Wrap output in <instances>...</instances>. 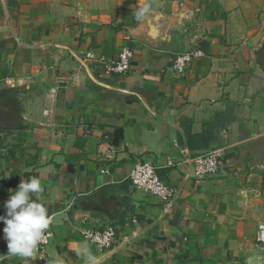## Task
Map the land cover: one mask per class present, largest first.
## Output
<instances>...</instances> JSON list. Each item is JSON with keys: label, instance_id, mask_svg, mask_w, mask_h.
<instances>
[{"label": "crops", "instance_id": "obj_1", "mask_svg": "<svg viewBox=\"0 0 264 264\" xmlns=\"http://www.w3.org/2000/svg\"><path fill=\"white\" fill-rule=\"evenodd\" d=\"M136 2L0 0V214L9 189L37 177L33 199L62 215L31 264H86L85 244L96 264H243L252 238L248 248L264 249V174L248 153L264 131V80L215 2L151 0L141 21ZM126 43L128 73L106 72ZM215 148L217 173L195 177L185 157ZM137 159L171 183L173 204L131 184ZM101 225L116 229L103 251L84 236Z\"/></svg>", "mask_w": 264, "mask_h": 264}, {"label": "built area", "instance_id": "obj_2", "mask_svg": "<svg viewBox=\"0 0 264 264\" xmlns=\"http://www.w3.org/2000/svg\"><path fill=\"white\" fill-rule=\"evenodd\" d=\"M191 52L177 54L173 59V68L177 73H183L192 59ZM90 57V54L87 53ZM133 57V50L129 44L120 47L114 58L106 63V72L118 76H124L128 73ZM223 153L220 148H215L194 156H187L184 162L192 167L193 174L199 179H205L214 176L222 163ZM128 179L131 184L145 192L158 196L162 202L169 206L173 204L176 191L170 182L161 178L153 162L143 159H137L128 173ZM51 235L47 243L39 245L37 254L43 256L46 248L52 238V225L48 230ZM88 241L97 246L100 250H106L112 247L116 239V229L110 225L96 226L84 232ZM255 241L264 246V224H258L255 231Z\"/></svg>", "mask_w": 264, "mask_h": 264}, {"label": "clouds", "instance_id": "obj_3", "mask_svg": "<svg viewBox=\"0 0 264 264\" xmlns=\"http://www.w3.org/2000/svg\"><path fill=\"white\" fill-rule=\"evenodd\" d=\"M154 11L151 0H137L133 14L137 21H141ZM3 178V177H0ZM44 192L37 177L22 179L15 189H9V196L3 202V240L6 242L7 252L0 254V264L13 257L19 258L21 264H31L37 258L39 245L47 243L51 233L48 231L57 215H49L48 209L40 199H33ZM80 254L86 258V264H96L95 257L85 244Z\"/></svg>", "mask_w": 264, "mask_h": 264}, {"label": "rangeland", "instance_id": "obj_4", "mask_svg": "<svg viewBox=\"0 0 264 264\" xmlns=\"http://www.w3.org/2000/svg\"><path fill=\"white\" fill-rule=\"evenodd\" d=\"M224 16V33L237 49H241L253 68L264 80V0H211ZM254 168L264 174V131L252 138L248 146ZM250 243H254V238ZM248 259L243 264H264V249L259 253L248 248ZM264 248L263 245L259 244ZM253 252L252 254H250Z\"/></svg>", "mask_w": 264, "mask_h": 264}]
</instances>
